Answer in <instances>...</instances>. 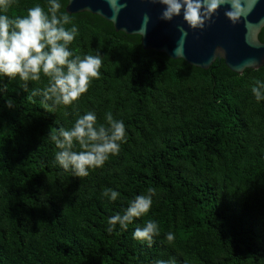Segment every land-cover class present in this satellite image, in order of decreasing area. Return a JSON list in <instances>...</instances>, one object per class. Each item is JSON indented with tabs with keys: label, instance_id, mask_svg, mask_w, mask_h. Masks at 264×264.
<instances>
[{
	"label": "trees",
	"instance_id": "obj_1",
	"mask_svg": "<svg viewBox=\"0 0 264 264\" xmlns=\"http://www.w3.org/2000/svg\"><path fill=\"white\" fill-rule=\"evenodd\" d=\"M59 2L66 27L78 28L70 50L100 53L101 75L71 105L32 95L48 86L43 74L26 87L0 76V264H264V99L252 93L264 65L242 73L223 59L192 66ZM37 4L47 12L48 0H14L0 14L25 16ZM258 36L264 42V27ZM89 111L97 127L109 126L108 113L122 120L126 142L75 177L56 161L50 133ZM107 188L119 193L115 201ZM149 188L150 211L108 232L109 218ZM148 220L159 227L151 246L133 237Z\"/></svg>",
	"mask_w": 264,
	"mask_h": 264
},
{
	"label": "clouds",
	"instance_id": "obj_2",
	"mask_svg": "<svg viewBox=\"0 0 264 264\" xmlns=\"http://www.w3.org/2000/svg\"><path fill=\"white\" fill-rule=\"evenodd\" d=\"M165 6L162 20H172L183 13V20L191 29H203L208 21L223 5H228L226 17L233 23L243 13V0H158ZM14 0H0V12L6 13ZM47 12L39 4L27 9L25 16L11 18L0 14V76L9 79L19 77L25 82L39 81L41 74L49 78L44 89H34L33 96L42 95L45 101L53 105H71L87 92L93 79L100 78L102 55H75L69 45L78 35V28H67L70 18L61 14L59 0H48ZM186 34V33H185ZM7 91V85L0 84V93ZM252 93L257 101L264 99V81L256 80ZM6 105L13 106L12 99ZM108 127H97V117L92 111L80 116L71 129L59 127L50 133L51 140L59 151L55 155L58 164L71 171L75 177H85L89 169L102 167L110 155H117L122 143L126 142V128L122 120H115L111 113L106 114ZM82 150H74L76 144ZM104 196L115 201L119 193L111 188L103 192ZM156 195L154 188L146 194L137 195L123 215L109 218L107 228L112 232L119 224L127 229L134 218L147 214ZM159 235L156 221L148 220L133 233L134 239L146 241L149 246L153 238ZM172 242L174 235L167 233ZM156 264H175L174 261L159 260Z\"/></svg>",
	"mask_w": 264,
	"mask_h": 264
},
{
	"label": "water",
	"instance_id": "obj_3",
	"mask_svg": "<svg viewBox=\"0 0 264 264\" xmlns=\"http://www.w3.org/2000/svg\"><path fill=\"white\" fill-rule=\"evenodd\" d=\"M164 8L158 0H68L65 10L98 15L117 31L139 35L144 49L199 68H209L216 59L236 73L264 65V42L258 36L264 27V0H243V13L235 23L223 5L203 29H191L183 13L162 20Z\"/></svg>",
	"mask_w": 264,
	"mask_h": 264
}]
</instances>
